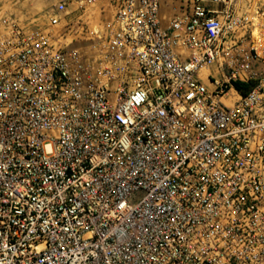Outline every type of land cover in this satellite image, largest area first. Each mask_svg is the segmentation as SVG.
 I'll return each mask as SVG.
<instances>
[{
	"label": "built area",
	"instance_id": "built-area-1",
	"mask_svg": "<svg viewBox=\"0 0 264 264\" xmlns=\"http://www.w3.org/2000/svg\"><path fill=\"white\" fill-rule=\"evenodd\" d=\"M11 5L0 264H264V0Z\"/></svg>",
	"mask_w": 264,
	"mask_h": 264
},
{
	"label": "crops",
	"instance_id": "crops-1",
	"mask_svg": "<svg viewBox=\"0 0 264 264\" xmlns=\"http://www.w3.org/2000/svg\"><path fill=\"white\" fill-rule=\"evenodd\" d=\"M13 0H0V11L8 12V13H14L12 8V3Z\"/></svg>",
	"mask_w": 264,
	"mask_h": 264
},
{
	"label": "trees",
	"instance_id": "trees-1",
	"mask_svg": "<svg viewBox=\"0 0 264 264\" xmlns=\"http://www.w3.org/2000/svg\"><path fill=\"white\" fill-rule=\"evenodd\" d=\"M236 86H237V88H239V89L242 88V86H241L240 84H237Z\"/></svg>",
	"mask_w": 264,
	"mask_h": 264
}]
</instances>
